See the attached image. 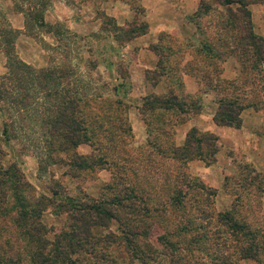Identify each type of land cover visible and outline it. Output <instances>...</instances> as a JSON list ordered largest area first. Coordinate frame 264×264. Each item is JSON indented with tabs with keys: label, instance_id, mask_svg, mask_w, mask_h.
Wrapping results in <instances>:
<instances>
[{
	"label": "trees",
	"instance_id": "trees-1",
	"mask_svg": "<svg viewBox=\"0 0 264 264\" xmlns=\"http://www.w3.org/2000/svg\"><path fill=\"white\" fill-rule=\"evenodd\" d=\"M217 2L219 8L200 0L191 14L193 20H188L194 24L195 31L204 35V39L198 41L196 53L190 49L185 52L179 46L174 51L165 45L154 70L146 71L150 84H155L165 75L176 93L149 94L141 100L139 111L147 132L144 151H148L143 161L120 147L133 137L127 121L130 105L117 95L118 88L124 89V74L119 71L117 79L121 81L109 88L104 82L107 92L94 93L97 84L85 81L79 64L50 65L49 61L41 69L27 65L15 52L14 41L20 31L7 27L5 20L0 19V52L6 57V70L0 75L2 138H14L16 132L28 125L37 126L43 149L39 158H45L47 163L67 161L73 177L94 172L97 168L113 167L116 169L115 177L122 183L120 191L108 197L103 193L97 199L78 201L67 195L64 201L57 202L55 195L58 196V192L52 191L51 196L36 194L14 164L5 166L2 162L4 152L0 146V232L3 233L0 236V264H158L154 256L157 254L159 257L160 250L150 239V227L161 224L163 214L183 210L190 200L191 204L198 201L199 204L193 208L197 213H208L205 207L211 205L216 189L207 186L197 176L186 173L183 168L194 159L202 160L206 165L212 164L219 149L218 137L191 127L184 144L177 146L174 143L175 125L183 122L187 113L201 111L200 92L209 89L218 91L221 83H227V89L231 91L225 92L221 88L217 92L219 98L213 120L218 125L239 126L238 107H257L264 100L259 98L264 97V36L254 31L249 10L250 4L262 0ZM139 4L132 7L135 13L143 11ZM50 5L49 0H35L28 10L20 5L16 9L25 15L24 32L33 38L38 37V32H52L58 41L54 49L58 51L62 34L69 32L45 24L43 12ZM106 17L109 21L112 19ZM199 19L212 27L208 29L207 36L204 29L201 30ZM115 26L118 29L111 36L116 40L129 41L146 32V26H142V29ZM166 36L176 40L170 35ZM176 51L179 52V60L174 62V66H166L170 55ZM66 52L69 53V50ZM187 53L193 59L182 64ZM69 55L65 54V57ZM228 58L235 59L237 63L239 77L236 81L219 78L221 62ZM97 66L96 60H87L84 69L88 71V76L91 77V72ZM180 71L190 72L196 77L200 85L198 95L190 97L183 93ZM249 72L253 75L250 76ZM246 83L250 85L246 87ZM247 91L252 94L248 96ZM173 114L177 119L172 120ZM83 143L91 148L89 154L83 155L77 151V147ZM135 160L138 161L137 167L134 166ZM47 163L39 160V168L44 171ZM148 163L150 167L145 166V169H151L152 173L148 172L150 170L147 173L136 171ZM124 169L131 170L132 175L139 177V183L132 181L129 175L122 174ZM243 169L247 176L251 174V179L260 177L254 168L245 166ZM140 200L149 205L152 223L141 216L142 211L134 203ZM47 208L56 216L64 214V225L47 228L42 222ZM232 210L215 214L221 224L219 233L222 236L229 232L233 235L236 252L241 259L250 258L264 264L261 260L264 230L237 220ZM112 220L117 222L118 231L110 228ZM185 220L184 225L178 227L181 232L186 233L194 226L199 229L200 223L194 224L196 217L186 215ZM200 237H196L195 241H199ZM164 244L177 251V245L169 238L165 237ZM220 257L225 260L224 256Z\"/></svg>",
	"mask_w": 264,
	"mask_h": 264
},
{
	"label": "rangeland",
	"instance_id": "rangeland-1",
	"mask_svg": "<svg viewBox=\"0 0 264 264\" xmlns=\"http://www.w3.org/2000/svg\"><path fill=\"white\" fill-rule=\"evenodd\" d=\"M67 1L76 8V17L78 19H89L91 16H88L89 14H83V10L86 11L89 6L94 9L95 14H93L95 16H92L94 18L96 17L99 20L102 30H98L95 33H90L87 35L78 34L76 37L73 35L75 34L73 32H70V34L64 33L62 34L63 36L59 41L60 47L58 51H56L57 49H54L56 45L53 46L46 43V40L42 36L43 33L36 32L38 37H32L34 41L33 44L39 49H43L42 51L47 55V64H49V61L50 65L63 64L68 62L79 64L81 67V71L84 72L83 75L85 81L92 82L93 85L97 84V89L93 91L94 93L105 91L104 82L108 84L109 88L121 81L119 79L116 80V76L117 73L119 74V71L124 74V80H122V82L124 84V89L127 90L129 81L126 77V74L127 67H129L131 62H140L152 65L154 64V61L150 58L151 54H149V51L146 50L145 47H142V49L135 48L132 52V50L130 51L131 48H125L127 41L116 40L111 36L115 33V30L118 29L115 24H119L121 29H132L135 26L139 29H142V26H146L144 27L146 30L157 29L155 27L157 26L159 29V24L154 20L153 14L151 15L149 13L152 10L153 6L152 0H147L146 7L143 11L130 14H121L119 10L117 12V16L112 17L110 21L106 16H104L105 13L100 8V3L105 0ZM115 1L116 0H114V2ZM122 1L124 2V4L129 5L130 8L140 3V0H137V2L139 3H137L136 0ZM178 5L180 4L177 2L175 8L179 9L181 11V14H184L181 6ZM118 6L120 7L119 2ZM212 7L219 8L220 6L215 5ZM170 18L171 19L169 20L173 21L171 24L172 28L175 27L173 29H190L189 27L192 26L193 29H195L193 23H184V19L182 18V16ZM185 19H190L192 21L193 15H188L187 17H185ZM198 21H200V25L202 27L201 30L204 29L207 36L208 29L211 30L212 27L206 26L201 22L200 19ZM21 34L26 35L24 30H22ZM120 34L121 33L119 31L118 35ZM175 39L176 40H170L168 36H166V34L160 35V41L164 46L166 45L174 51L176 50V47L179 46V49L182 48L183 50H185V52L190 49L196 53V49L198 50L199 48L198 41L204 39V35H201V32L199 33L197 30L195 31L194 36L192 38H189L186 42H181L177 38ZM143 42L149 43L145 38H140L137 41H134L136 45L135 47H137L136 43L144 44ZM173 44L175 46H173ZM130 47H132V45ZM67 50H69V53L66 52ZM130 53H134V55L130 57ZM65 54L70 55L69 57H65ZM137 54L141 55L140 57L144 56V59H140L138 61ZM178 55V51L171 54L166 66H174V62L176 60H179ZM87 60H96L98 63L97 68L94 69L93 73L91 72V77L88 76V71L84 69ZM249 74L250 76L253 75L251 72H249ZM217 85H219V83H217ZM249 85V83H246V87H248ZM202 88H205V85H202ZM217 88L218 91L221 90V88H223L225 92L231 91L230 88L227 89V83H221ZM215 91L218 92L217 90ZM119 93L120 92H118L117 95H120ZM247 94L248 96H250L252 93L250 91H247ZM103 96H106V94L103 93ZM166 116L170 117V114H167ZM175 119H177V116L176 114H173L172 120ZM172 120L170 121L172 122ZM127 121L131 126L129 118ZM23 125L25 126L24 123ZM28 126L29 127L25 126L26 128L22 131L16 132V137L4 140L2 138V117L0 116V146L4 152L2 160L3 164L5 166L14 164L19 172L22 173L23 177L34 188L36 194L43 193L47 196H51L52 191H55L59 194L58 196L55 195L57 202H61L64 201V197L67 195L72 196L78 201H82V199L100 198L103 193L106 197H108L111 195V193H118L120 191L122 183L121 180L115 177L116 169L113 167H111V169L97 168L94 172L88 171L81 173L79 176L73 177V175L70 174L71 168L67 161L47 163V160L45 158H39V153L43 152V149L41 147V140L38 135L37 126ZM27 128H34L36 130L33 131ZM144 143L145 142L137 144L132 137L131 139L126 140V142L123 143V146L122 144H120V147H123L125 151L133 154L135 158L138 157V160L142 159L143 161V158L148 153V151H144ZM77 151L80 154L86 155L91 152V148L89 147V145L83 143L77 147ZM228 154L229 158H231L232 167L227 169V172L222 175L221 183L217 187L208 185L207 179H203L196 173L191 172L189 170V162L186 165V168H183V170L185 169L184 171L186 173L197 176L207 186L215 188L216 194L213 196V198H211V205L209 207H205L207 208L208 213L203 212V214L201 215L199 214V212L197 213V211L193 208L196 204H199L198 201L194 204H191L192 200H190V202H186V206L183 210L163 214V220L168 222V224L164 221H161V224L156 223L152 227H150V239L160 250V256L158 257L157 254L154 256L155 259L159 261L158 264H258V262L254 259H241L238 256L236 252V241L234 240L233 235H230V232L228 234L222 232L224 233L223 236L221 233H219L218 229L220 228L221 224L216 219L215 214L233 208L232 213L237 220L244 221L251 224L255 228L264 230V170L258 169L254 166L253 162L248 159V152L240 151L233 153L232 151H229ZM114 159L117 160L116 158ZM39 160L47 163L46 169L44 171L43 169L39 168ZM137 165L138 161L135 160L134 166L137 167ZM261 165L264 167V163H262ZM145 166L150 167V163H148L147 165H143V167H138L136 171L138 173H147V171L150 170L148 172L152 173L151 169H145ZM245 166L254 168L255 171L259 173L260 177H258L257 179H251V174L247 176L246 171H244L243 169ZM121 173L125 174L126 176L129 175L128 177L132 178V181L136 180V183H139V177L134 176V174L132 175L131 170L129 171L124 169V171ZM124 179H126L127 181V178ZM109 185H111V188H109ZM134 203L137 205V208L142 211L141 216L147 221H151L152 223L153 220H151L152 217L149 205H147V203L142 200L135 201ZM200 205L202 206V204ZM52 212L53 211L50 208H47L42 215V222L46 225V227L55 229L56 227L64 225V214L56 216ZM187 212L192 213L188 214ZM197 214H199L200 216H198ZM186 215L196 217L194 224L197 222L200 223L199 229L194 226L192 229H188L186 233H183L178 229L179 226L184 225L183 222H186ZM110 228L112 230L118 231L117 222L112 220L110 222ZM204 232L205 234L203 235ZM2 234L3 233L0 232V236ZM50 236L51 235H49V237ZM164 236L166 238H169L173 243L177 245L176 252L165 246ZM198 236H201L200 240L195 241L196 237ZM220 255L224 256L223 258H225V260H223ZM261 257V260L264 261V253ZM125 264L129 263L126 262ZM148 264L157 263L149 262Z\"/></svg>",
	"mask_w": 264,
	"mask_h": 264
},
{
	"label": "crops",
	"instance_id": "crops-1",
	"mask_svg": "<svg viewBox=\"0 0 264 264\" xmlns=\"http://www.w3.org/2000/svg\"><path fill=\"white\" fill-rule=\"evenodd\" d=\"M35 0H0V19L3 18L7 23V27L19 30V35L15 38L14 47L15 52L21 61L27 65H32L36 68H45L47 64V55L33 44V38L21 34L25 29V15L23 11L16 9L20 5L25 10L33 5ZM51 5L43 12V21L58 29L73 32L75 34H92L101 29L99 20L95 16V10L90 6L83 10V14H89V19H78L76 8L67 0H49ZM152 10L149 12L153 14V18L159 24V29H147L145 33L134 36L126 42L125 48H131L130 51L136 49L146 50L151 54L150 58L154 64H145L140 62H131L127 67V79L129 81L128 89L118 88L120 96L130 106L128 109V118L131 124L133 138L135 143L141 144L146 141V125L140 113L141 100L144 96L149 94L168 95L176 89L167 82L166 76L162 75L155 84H150L146 79V71L154 70L156 62L165 46L160 41L161 34L174 36L180 41H186L192 38L195 29H173L171 24L173 21L170 17L179 16L184 19V23H190L185 19L191 15L198 6L200 0H152ZM212 6L219 5L217 0H205ZM120 3V7L118 6ZM178 2L184 14L175 8ZM142 10L145 9L147 0H140ZM220 6V5H219ZM119 7V8H118ZM100 8L106 16L115 17L120 10L121 14H130L135 11L129 5L124 4L122 0H105L100 3ZM92 9V10H91ZM251 12V21L253 23L254 31L264 36V0L258 3L249 5ZM89 12V13H88ZM94 13V14H93ZM148 13V14H149ZM169 13V14H167ZM82 14V13H81ZM93 15V16H92ZM160 21V22H159ZM188 21V22H187ZM119 25V24H118ZM168 28V29H166ZM43 38L49 45H56L57 38L52 32L43 33ZM140 38H145L149 43H136L134 41ZM152 38V39H150ZM139 44V45H138ZM132 45V47H130ZM124 48V47H123ZM157 50V52H155ZM134 53H130L132 57ZM138 55V61L144 59V56ZM137 57V56H136ZM140 57V58H139ZM193 56L190 53L186 54L182 64L188 60H192ZM264 71V61H263ZM6 70V57L0 52V75ZM183 82V93L187 96L194 97L199 94L200 85L196 77L187 71H180ZM239 77V70L235 59L228 58L221 62V72L219 78L227 81H236ZM217 79V78H216ZM216 79L214 83H216ZM117 80V76H116ZM121 80V79H120ZM202 108L197 113H187L185 120L180 124L175 125L174 143L177 146L184 144L187 131L191 127L197 128L201 132L213 133L218 137L219 149L215 154V161L206 165L202 160L194 159L189 161V170L196 173L203 179H207V184L217 187L221 183L222 175L231 168V158H229V151L234 152H248V159L251 160L254 166L258 169L264 170L261 165L264 163V100L259 106H245L238 107V118L240 119L239 126L235 125H218L213 120V113L217 108V99L219 94L215 90L209 89L206 92H200ZM259 98H264L263 96Z\"/></svg>",
	"mask_w": 264,
	"mask_h": 264
}]
</instances>
